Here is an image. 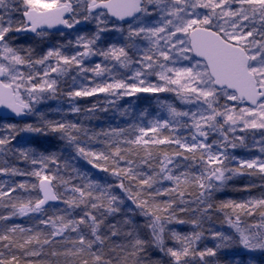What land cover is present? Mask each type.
<instances>
[{
  "label": "snow or ice",
  "instance_id": "obj_1",
  "mask_svg": "<svg viewBox=\"0 0 264 264\" xmlns=\"http://www.w3.org/2000/svg\"><path fill=\"white\" fill-rule=\"evenodd\" d=\"M0 264H264V0H0Z\"/></svg>",
  "mask_w": 264,
  "mask_h": 264
},
{
  "label": "trees",
  "instance_id": "obj_2",
  "mask_svg": "<svg viewBox=\"0 0 264 264\" xmlns=\"http://www.w3.org/2000/svg\"><path fill=\"white\" fill-rule=\"evenodd\" d=\"M95 102V99L94 98H86V100H81L80 103L82 106H87L89 103H94ZM103 102V101H102ZM53 105H55V101L51 102ZM134 103H137L141 106V108L144 107V101H139V102H134ZM94 124L97 123V122H93ZM239 183V182H238ZM228 195H231V196H235L236 194L234 193H228ZM223 198V197H221ZM179 231H182V232H186V231H189L190 229L186 226H178V229ZM209 243H211L210 241V238H209Z\"/></svg>",
  "mask_w": 264,
  "mask_h": 264
},
{
  "label": "rangeland",
  "instance_id": "obj_3",
  "mask_svg": "<svg viewBox=\"0 0 264 264\" xmlns=\"http://www.w3.org/2000/svg\"><path fill=\"white\" fill-rule=\"evenodd\" d=\"M103 100L101 99V102H102ZM144 107H148L149 108V111H156V103H155V101H152L151 102V105H149L148 104V102H146V101H144Z\"/></svg>",
  "mask_w": 264,
  "mask_h": 264
}]
</instances>
